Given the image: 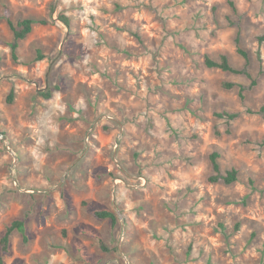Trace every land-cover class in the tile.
Masks as SVG:
<instances>
[{
  "label": "rangeland",
  "instance_id": "obj_1",
  "mask_svg": "<svg viewBox=\"0 0 264 264\" xmlns=\"http://www.w3.org/2000/svg\"><path fill=\"white\" fill-rule=\"evenodd\" d=\"M5 5L37 21L17 62ZM262 36L264 0H0L5 264H264ZM239 47L255 85L205 65Z\"/></svg>",
  "mask_w": 264,
  "mask_h": 264
},
{
  "label": "trees",
  "instance_id": "obj_2",
  "mask_svg": "<svg viewBox=\"0 0 264 264\" xmlns=\"http://www.w3.org/2000/svg\"><path fill=\"white\" fill-rule=\"evenodd\" d=\"M5 12H4V18L7 22V24L10 27V30L13 34V41L9 43V47L12 51V57L15 62L19 61V55H18V49L20 47L21 41L27 39L31 33L33 32L34 25L37 22L33 18H22V19H14L13 13L11 12V9L8 5L4 6ZM60 19L69 26L70 19L66 15H62ZM41 24H47L46 21H39ZM264 42V36L260 38V44ZM39 52L38 61L44 60L45 56L41 54V51ZM239 54H241L244 59L246 60L245 67L241 70L235 69L226 55H222L220 60L216 61L213 60L210 57L205 58V65L208 68L211 69H220L227 72H233L237 74H244L247 76L248 79L252 80L253 85H255V81L252 79L251 72L249 71V54L247 51L243 50L242 48H238ZM226 87H231L232 84L226 83ZM244 88L242 87V92ZM242 94V93H241ZM40 95L45 99H51L53 97V90L48 89L47 91L41 92ZM243 96V94H242ZM16 98V90L12 89L7 97V103L13 104ZM262 111L264 112V108H262ZM218 116L220 118H228L230 121L237 118V114H229V113H219ZM2 134H6L4 131H2ZM220 153L217 151H214L210 155V160L212 164L213 169V175L210 178L211 182H224L227 185L233 184L238 180V171L236 169H232L227 172H223L220 165ZM95 216L98 219H109L112 224L115 226L118 222V216L115 212L110 211L108 209H102L97 210L95 212ZM25 230V220H15L11 224H9L1 238L0 244H1V250L2 255H0V264H5L4 255L8 254L10 252L11 247V238L14 234V232H24Z\"/></svg>",
  "mask_w": 264,
  "mask_h": 264
},
{
  "label": "water",
  "instance_id": "obj_3",
  "mask_svg": "<svg viewBox=\"0 0 264 264\" xmlns=\"http://www.w3.org/2000/svg\"><path fill=\"white\" fill-rule=\"evenodd\" d=\"M0 136H1L3 139H5V140L7 139V137H6V136H3V135H1V134H0Z\"/></svg>",
  "mask_w": 264,
  "mask_h": 264
}]
</instances>
